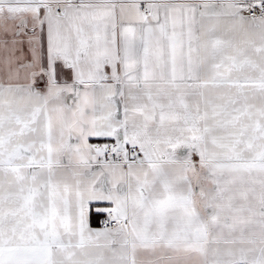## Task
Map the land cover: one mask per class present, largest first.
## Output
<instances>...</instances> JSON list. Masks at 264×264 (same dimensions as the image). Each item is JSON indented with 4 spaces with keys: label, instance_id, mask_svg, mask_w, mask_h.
<instances>
[{
    "label": "snow or ice",
    "instance_id": "snow-or-ice-1",
    "mask_svg": "<svg viewBox=\"0 0 264 264\" xmlns=\"http://www.w3.org/2000/svg\"><path fill=\"white\" fill-rule=\"evenodd\" d=\"M0 264H264V0H0Z\"/></svg>",
    "mask_w": 264,
    "mask_h": 264
}]
</instances>
